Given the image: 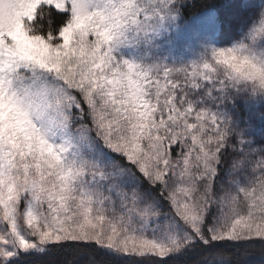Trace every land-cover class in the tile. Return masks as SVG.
I'll list each match as a JSON object with an SVG mask.
<instances>
[{"label":"snow or ice","instance_id":"obj_1","mask_svg":"<svg viewBox=\"0 0 264 264\" xmlns=\"http://www.w3.org/2000/svg\"><path fill=\"white\" fill-rule=\"evenodd\" d=\"M0 264H264V0H0Z\"/></svg>","mask_w":264,"mask_h":264}]
</instances>
